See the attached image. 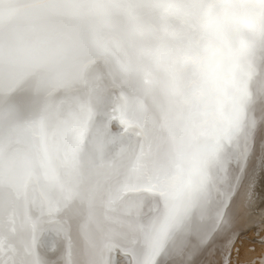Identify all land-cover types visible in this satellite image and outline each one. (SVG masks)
Wrapping results in <instances>:
<instances>
[{
    "label": "clouds",
    "instance_id": "obj_1",
    "mask_svg": "<svg viewBox=\"0 0 264 264\" xmlns=\"http://www.w3.org/2000/svg\"><path fill=\"white\" fill-rule=\"evenodd\" d=\"M0 81L27 89L23 104L0 100V264H106L109 240L131 243L129 264H160L165 229L223 144L264 122V5L0 0ZM114 84L148 101L151 135L101 119L77 150L82 117L108 113ZM29 115L39 119L25 126ZM105 161L118 164L114 180L98 175ZM121 180L152 191L105 210L103 192ZM50 212L66 249L30 242L53 230Z\"/></svg>",
    "mask_w": 264,
    "mask_h": 264
},
{
    "label": "bare ground",
    "instance_id": "obj_2",
    "mask_svg": "<svg viewBox=\"0 0 264 264\" xmlns=\"http://www.w3.org/2000/svg\"><path fill=\"white\" fill-rule=\"evenodd\" d=\"M254 2L259 5H264V0H254ZM9 87L10 83L5 84L0 81V100L7 97ZM26 92L27 89L25 87L16 86L13 96L15 94V97H18V100L23 104L26 102ZM115 95L117 97L115 111L108 112L104 118L102 117V120L109 124L113 132L134 128L141 138L149 137L151 135V129L149 124L150 113L148 101L143 97L132 95L129 92H127V97L123 96L120 89L116 90ZM50 109L52 108L46 110L48 114ZM100 121H97L94 127ZM22 123L25 126L29 124L28 121H23ZM262 124L264 125V122L251 123L245 135H243L241 139L239 138V140L234 141L236 149L233 152V160H236L239 165L234 172V184L232 188H230V194H228L229 189L218 187L219 184L217 183L211 190L204 186L206 196L208 198L212 197L213 201L207 199L206 201H202V197L200 196L196 199H191V201H185V207L188 208L187 210L189 211V209L191 210L192 208V213L191 211L189 213L187 211V213L192 215H190V221L198 234L201 233L200 231L202 230L201 223L203 222V214L206 213L207 205H213L211 209V222H215V229L219 236L217 248L218 250L219 247L223 249V244H225V248L227 249V251L223 253V258L226 260L224 264H264V202L260 203L255 199L257 195L253 187V182L255 181L252 180V182L249 179L254 172L255 165H257L256 151L251 153L253 141L255 139V130L257 127L262 126ZM82 132H85V130L79 128L77 132L78 136L76 137L77 143L73 144L77 150L82 149L87 143L85 134H82ZM99 147H103V140H101ZM229 155L230 154L223 149L220 151L217 161L209 174L213 183L218 182L220 179L218 174L219 159L223 161L222 166L225 172L233 174L231 170L233 161L229 163L224 162L225 158ZM98 175L106 180H114L118 176V164L113 161H105ZM223 181L226 183L227 178L223 177ZM151 191L152 188L147 184H138L121 180L114 189L109 188L103 192L101 196L102 206L105 210H111L116 207L120 201H123L129 196ZM95 194L96 188L93 187L90 190V195ZM2 198L3 193H0V200H2ZM217 200L221 201V203H217ZM193 202L194 206L192 207L191 204ZM185 207H183L184 210H186ZM254 209H256V211H254ZM181 218H183L182 215ZM185 219H189V216ZM117 220V215L110 214L105 222L116 223ZM48 225L53 229L50 234L46 237H42L39 229H35L32 233L31 244L35 247L41 243L42 240H47L50 243H54L58 249H66L68 241L64 237L62 231L59 230V223L55 212L49 213ZM170 225L165 229L164 237L166 232L170 229ZM242 230H248L251 233L249 232L250 234L247 235L242 232ZM254 233L257 234L258 237L253 241L250 235ZM173 238L174 236L172 240ZM220 244L222 245L220 246ZM5 247L6 245L0 243V250H3ZM129 247H131V243L128 247H121L112 240H109L105 253L106 264H129L131 260V256L128 254Z\"/></svg>",
    "mask_w": 264,
    "mask_h": 264
},
{
    "label": "rangeland",
    "instance_id": "obj_3",
    "mask_svg": "<svg viewBox=\"0 0 264 264\" xmlns=\"http://www.w3.org/2000/svg\"><path fill=\"white\" fill-rule=\"evenodd\" d=\"M16 86L18 85L10 83V87L8 90L9 92L7 94L8 98L15 97V94L13 96V93L16 90ZM113 87L116 89H120L122 91L123 96L127 97L128 91L121 89L116 84H114ZM16 98L18 99V97ZM116 101H117V97L114 93L112 97V106L108 112L115 111ZM54 111H55L54 108L50 109L49 115L52 114ZM26 117L23 121H28L29 124H31L34 120L39 119V115L37 116L29 115ZM100 119H102V117L96 115L94 109L91 108H89L86 114L82 117L79 128L85 130V132H82V134L83 133L85 134L86 141L88 140L89 134L93 130L95 123H97V121H100ZM243 135H245V132L243 130L241 132L236 133L230 140H227L221 148V150L223 149L230 154L225 158L224 162L229 163L230 161H233L231 167L233 174H228L227 172H225V169L222 166L223 161L219 159L218 174L220 179L218 180V182L213 183L210 177H208V179L205 181L201 189L187 200L191 201V199L193 198L196 199L198 196H200L202 197V201H206V199L209 201H213L212 197L208 198L206 196L204 186L208 187L211 190L214 187V185H216L217 183L219 184L218 187H221L223 189L226 188L229 189L228 194H230V188H232L234 184L233 182V177L235 175L234 172L236 171L239 165V163L236 160H233L234 159L233 152L236 149L234 141L239 140V138L241 139ZM77 136L78 134L74 136L73 144L77 143L76 142ZM254 138H255L254 141L256 139L257 140L255 142L253 141V147L251 149V153H254L256 151L257 165H255L254 172L252 173L251 178L249 179L251 181L252 180L255 181V182L252 181L254 184L253 187L256 191L255 193L257 194L255 199H257L258 202L262 203L264 202V125L263 124L262 126L257 127V129L255 130ZM223 177L227 178L226 183H224ZM217 203H221V201H218ZM185 204L186 202H184L183 207L186 206ZM191 206L192 207L194 206V202L191 204ZM183 207L180 213L177 216H175L174 219L172 220L170 229L166 232L165 237L163 238L162 249L157 251L156 255L160 259V264H221V263L224 264L226 260L225 258H223V253L227 251V249L225 248V244H223L224 245L223 249L219 247L218 250L217 248L219 242V236L217 234V230L215 229L216 228L215 222L213 221L211 222V218H212L211 209L213 208V205L209 204L206 207V213L203 214L204 215L203 222L201 223L202 230L200 231L201 233L199 234L196 232L195 228L191 224L190 221L191 214L190 215L188 214L190 211L192 213V208L191 210L189 209L188 211L187 207H185L186 210H184ZM254 211H256V209H254ZM181 215L183 216V218H181ZM188 216L189 219L186 220L185 218L186 217L188 218ZM242 232L246 233L247 235L251 233L248 230L247 231L242 230ZM173 236L174 238L172 240ZM250 236L253 239V241L258 237V235L255 233ZM221 245L222 244H220V246ZM151 259L153 260L156 259V256L151 257Z\"/></svg>",
    "mask_w": 264,
    "mask_h": 264
},
{
    "label": "water",
    "instance_id": "obj_4",
    "mask_svg": "<svg viewBox=\"0 0 264 264\" xmlns=\"http://www.w3.org/2000/svg\"><path fill=\"white\" fill-rule=\"evenodd\" d=\"M27 118V117H26Z\"/></svg>",
    "mask_w": 264,
    "mask_h": 264
}]
</instances>
